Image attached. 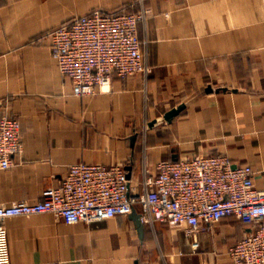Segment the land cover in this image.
Wrapping results in <instances>:
<instances>
[{
  "label": "crops",
  "instance_id": "1",
  "mask_svg": "<svg viewBox=\"0 0 264 264\" xmlns=\"http://www.w3.org/2000/svg\"><path fill=\"white\" fill-rule=\"evenodd\" d=\"M121 8L145 11L139 34L150 72L76 96L49 32L95 9ZM5 114L22 124L23 150L0 172V205L40 200L75 163L132 166L140 191L147 170L193 155L249 164L264 190V0H0ZM4 223L12 264H232L229 246L251 231L236 218L190 236L161 221L141 233L131 215L67 224L42 213Z\"/></svg>",
  "mask_w": 264,
  "mask_h": 264
},
{
  "label": "built area",
  "instance_id": "2",
  "mask_svg": "<svg viewBox=\"0 0 264 264\" xmlns=\"http://www.w3.org/2000/svg\"><path fill=\"white\" fill-rule=\"evenodd\" d=\"M144 18V10L95 9L49 32L51 53L76 96L110 90L115 77L150 72L139 34ZM22 150L20 120L2 115L0 172ZM147 173L141 190L134 191L123 164L75 163L58 186L43 190L40 200L0 205V264H12L7 218L51 213L67 224L94 223L131 215L134 209L145 224L184 226L189 236L236 218L251 231L229 246L232 264H264V190L256 187L251 165L235 164L225 154L193 155L162 160L156 174Z\"/></svg>",
  "mask_w": 264,
  "mask_h": 264
},
{
  "label": "water",
  "instance_id": "3",
  "mask_svg": "<svg viewBox=\"0 0 264 264\" xmlns=\"http://www.w3.org/2000/svg\"><path fill=\"white\" fill-rule=\"evenodd\" d=\"M208 91L211 92L212 91V87L208 88ZM185 108V104H180L179 106L172 108L170 111H168L165 115H164V119L168 122H172L173 119L180 114V112ZM158 122V120L152 122L150 124V126L155 125ZM135 139V136L133 137V140ZM128 170V177L131 179L132 177V166H128L127 167ZM132 218H134L138 224L139 230L142 233L143 229H144V223L141 221V216L139 214V212L134 209V211L131 214Z\"/></svg>",
  "mask_w": 264,
  "mask_h": 264
},
{
  "label": "rangeland",
  "instance_id": "4",
  "mask_svg": "<svg viewBox=\"0 0 264 264\" xmlns=\"http://www.w3.org/2000/svg\"><path fill=\"white\" fill-rule=\"evenodd\" d=\"M123 9H125V10H129L130 8H123ZM116 10H120V9H116ZM112 11H115V10H112ZM137 12H139V11H137ZM47 33V32H46Z\"/></svg>",
  "mask_w": 264,
  "mask_h": 264
},
{
  "label": "trees",
  "instance_id": "5",
  "mask_svg": "<svg viewBox=\"0 0 264 264\" xmlns=\"http://www.w3.org/2000/svg\"><path fill=\"white\" fill-rule=\"evenodd\" d=\"M121 9H123V8H121ZM128 11H129V12H135V11H132V10H130V9H129Z\"/></svg>",
  "mask_w": 264,
  "mask_h": 264
}]
</instances>
